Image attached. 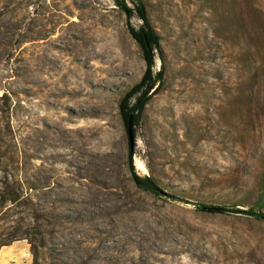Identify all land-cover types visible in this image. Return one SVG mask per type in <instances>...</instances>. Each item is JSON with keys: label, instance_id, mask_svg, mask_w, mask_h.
<instances>
[{"label": "rangeland", "instance_id": "rangeland-1", "mask_svg": "<svg viewBox=\"0 0 264 264\" xmlns=\"http://www.w3.org/2000/svg\"><path fill=\"white\" fill-rule=\"evenodd\" d=\"M145 1L164 80L132 161L191 203L130 177L118 102L145 63L114 0H0V181L70 216L55 264H264V220L194 204L264 211V0ZM21 243L0 264H32Z\"/></svg>", "mask_w": 264, "mask_h": 264}, {"label": "trees", "instance_id": "trees-1", "mask_svg": "<svg viewBox=\"0 0 264 264\" xmlns=\"http://www.w3.org/2000/svg\"><path fill=\"white\" fill-rule=\"evenodd\" d=\"M131 5H128L126 0H114L118 7L130 19L136 16L141 24L139 27L127 25L128 31L135 42L138 44L142 58L145 63V69L141 78L132 84L121 96L118 102V109L121 119L126 130L127 119L130 113L133 114L134 134L136 127L139 124L140 118L144 112L146 105L150 102L153 96L160 91L164 80V66L155 71V57L162 59L161 35L155 30L150 21L148 6L145 0H129ZM133 153L128 145L127 150V166L130 172V177L136 187L150 191L155 195H167L172 200L189 202L181 193H160L155 191L147 182L145 176L140 175L134 168L132 161ZM152 178V177H151ZM162 188L159 182L152 178ZM0 248L9 245L16 240H26L29 244V250L32 255V264H55L52 261V256L48 253L49 241L63 246L67 249L66 244H71L73 239L64 237L62 242H55L57 238L53 234L57 230L64 232L68 228L70 216L62 213L51 212L47 207L37 203L32 198V194L25 192L20 183H10L8 180L0 181ZM196 209L209 213H243L251 215L258 220H264V211L248 207L240 209L235 206L227 207L215 203H194ZM216 207V208H213ZM14 215V218L12 217ZM57 226V227H56ZM71 234V233H69ZM64 254V253H63ZM63 258H71L65 254ZM78 258L81 259V257ZM51 259V260H50ZM74 264H84V260L77 261L71 258ZM61 264H71L62 262Z\"/></svg>", "mask_w": 264, "mask_h": 264}, {"label": "water", "instance_id": "water-1", "mask_svg": "<svg viewBox=\"0 0 264 264\" xmlns=\"http://www.w3.org/2000/svg\"><path fill=\"white\" fill-rule=\"evenodd\" d=\"M126 134L128 139V145L131 150V153H133L134 150V142H135V134H134V125H133V114L130 113L127 119L126 124ZM143 176H145L147 182L149 185L157 192L160 193H167L158 183H156L148 174L145 172L143 173ZM216 208V207H213Z\"/></svg>", "mask_w": 264, "mask_h": 264}, {"label": "crops", "instance_id": "crops-1", "mask_svg": "<svg viewBox=\"0 0 264 264\" xmlns=\"http://www.w3.org/2000/svg\"><path fill=\"white\" fill-rule=\"evenodd\" d=\"M28 247H29V244H28ZM20 249H24V245L21 243V240H17V241L12 242L9 245L2 246L0 249V254L3 256V259L10 258L12 257L11 255L12 253H16Z\"/></svg>", "mask_w": 264, "mask_h": 264}, {"label": "bare ground", "instance_id": "bare-ground-1", "mask_svg": "<svg viewBox=\"0 0 264 264\" xmlns=\"http://www.w3.org/2000/svg\"><path fill=\"white\" fill-rule=\"evenodd\" d=\"M137 163H138V165H139L142 169H145L144 166H143V164L141 163V161H140V162H137Z\"/></svg>", "mask_w": 264, "mask_h": 264}]
</instances>
